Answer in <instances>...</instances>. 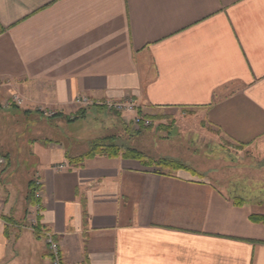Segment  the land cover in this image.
Here are the masks:
<instances>
[{
	"label": "crops",
	"instance_id": "crops-1",
	"mask_svg": "<svg viewBox=\"0 0 264 264\" xmlns=\"http://www.w3.org/2000/svg\"><path fill=\"white\" fill-rule=\"evenodd\" d=\"M80 95L131 97L149 120L196 111L207 131L264 153V0H0V264H50L33 205L63 264H264V199L195 170L76 162L87 150L48 129ZM12 96L22 104L7 107ZM15 157L34 162L26 184L8 173Z\"/></svg>",
	"mask_w": 264,
	"mask_h": 264
},
{
	"label": "rangeland",
	"instance_id": "rangeland-1",
	"mask_svg": "<svg viewBox=\"0 0 264 264\" xmlns=\"http://www.w3.org/2000/svg\"><path fill=\"white\" fill-rule=\"evenodd\" d=\"M95 108L77 107L74 115L63 116L61 126L49 128L48 136L62 138L67 148L74 147L70 152L77 153L85 152L90 140L112 136L118 140L117 144L138 148L145 158L158 160L161 154L177 158L187 169L195 170L198 177L207 176L233 195L251 200L264 199L263 150L255 146L232 145L212 130L207 131L198 112L167 110L151 116V124L143 127L133 125L134 114L121 115ZM42 118L49 120L54 116ZM52 122L45 121L50 127ZM22 148L20 145L19 150ZM23 160L12 159L8 173L26 184L32 178L27 176L34 162Z\"/></svg>",
	"mask_w": 264,
	"mask_h": 264
},
{
	"label": "built area",
	"instance_id": "built-area-1",
	"mask_svg": "<svg viewBox=\"0 0 264 264\" xmlns=\"http://www.w3.org/2000/svg\"><path fill=\"white\" fill-rule=\"evenodd\" d=\"M21 104L22 101L17 96H12L11 100L7 102L6 106H20ZM73 104L76 107H96L103 109L104 111L115 112L121 115L134 114V117L132 118V123L134 126L148 127L151 124V121L149 119L137 113L138 106L136 104V101L131 97H126L122 100H93L87 96L80 95L73 100ZM37 112L47 118H52L56 114L55 112L46 109H39ZM5 166L6 160L4 157L0 156V175L3 172ZM34 187V197L38 199L40 196V182L38 180L34 181ZM38 213V206L33 205L30 209L28 225L33 232H39V234L41 235L50 264H63L61 257V248L59 246V243L55 240L54 234L50 231L38 230Z\"/></svg>",
	"mask_w": 264,
	"mask_h": 264
},
{
	"label": "trees",
	"instance_id": "trees-1",
	"mask_svg": "<svg viewBox=\"0 0 264 264\" xmlns=\"http://www.w3.org/2000/svg\"><path fill=\"white\" fill-rule=\"evenodd\" d=\"M83 113V112H82ZM54 115V117H56ZM117 139L112 136L108 137H102V138H97L95 140H92L91 142L88 143V149L87 152L80 156L79 158L76 159V162H80L84 159L87 158H92L97 155H105L108 157H117V156H123L126 158H133L136 160H139L140 162L148 165H155L158 168L161 169H168V170H184V171H191L186 168L180 161H177L172 158H160L158 160H152L150 158H145V156L135 150L134 148L125 146L124 144L120 143L117 144ZM31 198H34V191L31 189Z\"/></svg>",
	"mask_w": 264,
	"mask_h": 264
}]
</instances>
